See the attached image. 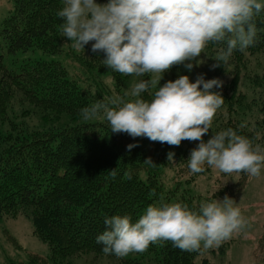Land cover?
<instances>
[{
	"label": "trees",
	"instance_id": "obj_1",
	"mask_svg": "<svg viewBox=\"0 0 264 264\" xmlns=\"http://www.w3.org/2000/svg\"><path fill=\"white\" fill-rule=\"evenodd\" d=\"M12 1L13 9L1 31L8 51L60 52L63 21L56 13L64 0ZM255 21L261 30L256 42L243 52L234 51L230 60L241 62L254 53H264V13ZM75 59L89 72L102 74L110 70L91 49ZM112 76L117 82L114 93L102 94L69 79L67 69L57 61L25 62L19 71H12L0 54V222L4 217L31 214L34 234L51 249L49 257L32 256L28 264H70L73 256L91 253L95 257L113 256L103 254L96 243V236L104 230L105 216L127 214L135 221L149 205L176 202L194 211L199 208L197 198L188 189H166L162 181L166 170L190 184L211 170L205 166L202 173L193 174L187 167L190 152L199 141L185 139L179 145H169L123 132L111 133L102 112L89 120L81 118L82 107L108 103L115 94L123 97L121 86L128 77L122 81L121 73L112 72ZM239 83L237 70L223 87L214 90L224 98L214 115L215 122L218 116L226 122L211 127L204 134L205 141L213 132L232 128L254 144L264 145V133L241 127L239 120H245L239 116L245 115L239 109L252 111L251 100L264 103V93L260 90L256 97L252 89L249 100ZM17 93L25 98L22 102L39 108L42 115L38 123L22 127L25 114L20 116L11 107ZM142 96L151 99L148 92ZM129 144L136 146L129 149ZM169 152L174 153L171 159ZM148 159L152 162L146 163ZM239 176L237 183L222 186L211 198L240 191L250 175L240 172ZM198 253L182 251L164 240L150 244L140 255L150 264H195ZM121 264L143 263L140 258H124Z\"/></svg>",
	"mask_w": 264,
	"mask_h": 264
},
{
	"label": "clouds",
	"instance_id": "obj_2",
	"mask_svg": "<svg viewBox=\"0 0 264 264\" xmlns=\"http://www.w3.org/2000/svg\"><path fill=\"white\" fill-rule=\"evenodd\" d=\"M262 13L264 0H64L56 15L62 19V34L72 47L85 49L91 42V51L103 53L101 63L108 69L150 76L136 82L123 97L82 107L81 118L89 120L102 112L111 133L169 145L185 139L199 141L187 159L193 174L208 166L223 173L260 176L264 145L254 144L232 128L203 139L224 102L213 91L223 81L205 79L204 74L194 81L189 75H179L163 85L160 81L175 65H183L189 72L199 66L197 57L209 43L221 45L211 67L227 64L234 51L243 52L256 42L261 30L255 18ZM145 92L151 99L143 98ZM173 156L168 153V159ZM248 225L239 203L226 195L202 202L195 211L176 202L149 205L135 221L127 214L105 216L96 243L103 254L117 258L142 253L150 244L164 240L191 252L217 247Z\"/></svg>",
	"mask_w": 264,
	"mask_h": 264
},
{
	"label": "rangeland",
	"instance_id": "obj_3",
	"mask_svg": "<svg viewBox=\"0 0 264 264\" xmlns=\"http://www.w3.org/2000/svg\"><path fill=\"white\" fill-rule=\"evenodd\" d=\"M99 3L107 1L98 0ZM64 5V4H63ZM13 9L12 0H0V54L4 57L5 65L12 71H19L20 67L25 62L35 60L57 61L67 69L68 78L76 81L82 88L90 89L93 92L99 91L104 94L107 92L114 93V87L117 82L112 76V70L105 73L89 72L82 67L75 56L91 49V42L85 46V49H76L72 47V43L61 35L58 41L60 52L56 54L45 53L39 49L28 51L9 52L7 43L1 34L4 20L9 16ZM219 48L208 44L197 57L200 64L194 65L191 72L183 67V65H175L170 70L165 72L160 84L163 85L168 80H175L179 75H189L191 80H195L197 75L204 74L205 79L218 78L223 81V87L227 81L238 70L239 87L246 91L248 99L252 96V89H255V96H260V90L264 87V53H254L247 56L241 62L229 60L225 65L211 67L216 63L214 58L217 55ZM100 59L103 58V53H97ZM233 58V57H231ZM119 73V72H118ZM128 77L125 81H123ZM121 80L124 93L129 91L136 82L141 79L150 78L149 74L143 77H137L132 74H121ZM151 89L155 91L158 88ZM220 88V87H219ZM219 88H214L219 89ZM249 93V94H248ZM143 94V93H142ZM119 96L115 94V98ZM15 98V99H14ZM11 101L12 109L18 114H25V122L23 128L32 126L35 122L38 123L41 119L39 108H36L30 103L22 102L20 93ZM132 99L131 97H127ZM252 111L244 110V107L239 109L240 113H245L239 116L245 117V120H240V126L249 130L258 129L264 133V103L260 100L252 99ZM109 102V101H108ZM218 111V110H217ZM215 122V116L212 120L211 127L223 125L226 118L221 119L218 116ZM224 127H217L221 129ZM224 130V129H221ZM242 173V172H241ZM240 173H223L218 169L211 168L209 172L201 175L195 183H186L183 178H177L170 170H166L162 175V181L166 189L179 187V189H188L194 197L197 198L199 204L207 202L211 199L214 192L221 189L222 186L237 183ZM229 196L239 203L242 212L249 220V225L242 231L234 234L230 239L222 241L219 246L213 248L199 249V253L195 257V264H264V170L260 176H250L245 187L235 193H226L216 197L223 199ZM35 226L31 214H20L16 217H4L0 222V264H28L32 256H41L47 258L51 255L49 245L39 239L34 234ZM124 258H140L143 264H150L151 261L147 258H142L140 253H130L123 258L115 256L95 257L94 254H85L81 256H73L70 264H121ZM204 261H207L204 263Z\"/></svg>",
	"mask_w": 264,
	"mask_h": 264
}]
</instances>
